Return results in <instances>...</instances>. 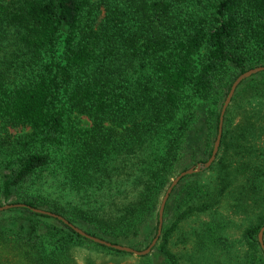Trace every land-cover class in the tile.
<instances>
[{
    "label": "trees",
    "instance_id": "16d2710c",
    "mask_svg": "<svg viewBox=\"0 0 264 264\" xmlns=\"http://www.w3.org/2000/svg\"><path fill=\"white\" fill-rule=\"evenodd\" d=\"M187 1L104 0L96 23L93 0H0V207L23 205L0 212L17 214L0 219V246L31 264H77L79 246L95 248L100 264L134 256L32 208L112 243L151 244L171 180L190 168L184 158H210L232 83L264 66V0H215L212 22L185 12ZM14 71L32 74L13 82ZM17 127L30 129L25 140L12 141ZM169 212L140 264L158 255L161 264H264V71L237 89L214 163L182 178L164 220ZM235 218L245 222L238 238L228 229ZM49 227L61 232L53 247L42 236Z\"/></svg>",
    "mask_w": 264,
    "mask_h": 264
},
{
    "label": "rangeland",
    "instance_id": "374dc122",
    "mask_svg": "<svg viewBox=\"0 0 264 264\" xmlns=\"http://www.w3.org/2000/svg\"><path fill=\"white\" fill-rule=\"evenodd\" d=\"M103 1L104 0H93L95 6L97 7L96 12H98V10L101 11L96 23L100 22V20L102 19V17L105 14V11H106L105 5L102 6ZM107 1H110V0H107ZM214 2H215V0H188L186 8H185V10H186L185 12L195 13L196 16L202 15L204 17H207L208 21L212 22L213 21V13H214L212 4H214ZM138 67H139V62H135L133 68L128 67V76L127 77H129L128 78L129 79V83H128L129 89H135L136 88V83H137V80L139 78L138 73L136 72ZM31 74H28L25 76L23 72H20V71L15 72L14 71L11 78H12L13 82H18V81L22 82V81L26 80L28 77H30ZM241 84H240V86H241ZM239 87H238V89H239ZM236 92H237V90H236ZM198 113H199L200 119H202L206 113V106L204 104L199 105ZM78 120H79L81 125H90V121L85 116H80L78 118ZM29 131H30V129L25 128V127L10 128L12 141L15 140L16 142H19V141L25 140V137L29 133ZM194 133L199 134V138H201V131H200L199 124H198V127L195 128ZM203 158H204L203 155H201L200 153L197 154V157L195 159H191L190 157L187 156L183 160V164H185L183 166V168L186 165H187L186 167L195 166V164L200 162L201 159H203ZM56 174L57 173H53L51 175L46 174V177L43 180L44 187L47 188L48 191H50V186L52 188V185L55 184L54 180H55ZM172 180H171V182H172ZM164 213H165V210H164ZM15 215H17V214L16 213H10V212L0 213V219L5 223H11L14 220ZM170 215H171V213L169 212L168 216L165 217V220L163 219V224L169 222ZM211 218H212V214L200 215V217H198V218H193V220H192L193 224L192 225H194L195 227H199L202 222L209 221ZM233 222L235 224H232L231 226H229L228 229H232V231L235 233V237L238 238L240 236L241 230H243L245 227V222L240 221L238 218H235L233 220ZM54 224H56L59 228H62V227L64 228V226L61 223L54 222ZM76 227L85 231V229H83L79 226H76ZM187 227H188V224H186V226L182 229L186 230ZM56 233H61V232H60V230L56 231L50 227L42 230L43 239L46 242L48 247L54 246L53 236H55ZM177 236H178V234L176 232L174 234V238H173L174 242H176ZM121 245H124V244H121ZM126 246H128V245H126ZM132 248H134V247H132ZM134 249H136V248H134ZM136 250H138V249H136ZM72 253H73V255H72L73 259L75 260V262L77 264H88L87 260L89 258H91V261L95 262V264H100L99 261H100L101 254L98 253L95 248L91 249V248H88L86 246L74 247L72 249ZM156 255H158V254L155 253V256ZM134 256L127 257L126 259H121V260L127 264H129V263L140 264L138 262V260L136 259L137 258L136 255H134ZM155 263L161 264L162 263V257L158 255L157 258L155 259ZM0 264H31V263L22 254H20L18 251L14 250L12 248H6L4 246H0Z\"/></svg>",
    "mask_w": 264,
    "mask_h": 264
},
{
    "label": "water",
    "instance_id": "95a60500",
    "mask_svg": "<svg viewBox=\"0 0 264 264\" xmlns=\"http://www.w3.org/2000/svg\"><path fill=\"white\" fill-rule=\"evenodd\" d=\"M262 71H264V66H258V67L252 68V69L247 70L246 72L242 73L233 82V84H232V86H231V88L229 90V93H228V95H227V97H226V99L224 101L222 110H221L219 131H218V135H217V138H216L215 143H214V149H213V152H212L210 158L204 163H201V162L197 163L195 166H192V167L188 168L187 170L181 172L180 174H178L172 180V182L168 186V188H167V190H166V192H165V194H164V196L162 198L161 204H160V208H159V228H158L157 236L153 239L151 244L146 249H144V250H136V249H134V248H132L130 246L112 243V242H109L107 240L91 236V235L87 234L85 231H83L82 229H80V228L76 227L75 225L69 223L68 220H66L65 218H63V217H61V216H59L57 214H54V213H52L50 211H47V210H44V209H41V208H32V210L34 212H36V213L44 214V215H47V216H51L53 218H57V219L63 221L65 224H68L69 226H71L78 234H80V235L92 240L93 242H95L97 244H101V245H104V246H106L108 248H112V249H115V250L131 253V254H134L136 256H144V255L150 254L153 251L158 239L161 236L162 227H163V219H164V210H165L166 203H167L172 191L179 184V182L182 180L183 177L203 172V171L207 170L214 163V161L216 159V156H217V153H218V150H219L220 142H221L224 117H225L227 108L229 107V105H230V103L232 101V98L234 97V95L236 93V90L238 89V87L240 86V84L243 81H245L246 79H248V78H250V77H252V76H254V75H256V74H258V73H260ZM14 207H23V205L22 204H8V205H4V206L0 207V212L4 211V210H7V209L14 208ZM258 240H259V243L261 245V248L264 250V226L259 231Z\"/></svg>",
    "mask_w": 264,
    "mask_h": 264
}]
</instances>
